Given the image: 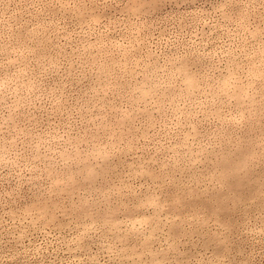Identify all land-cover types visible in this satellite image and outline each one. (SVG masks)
<instances>
[{
    "label": "rangeland",
    "instance_id": "obj_1",
    "mask_svg": "<svg viewBox=\"0 0 264 264\" xmlns=\"http://www.w3.org/2000/svg\"><path fill=\"white\" fill-rule=\"evenodd\" d=\"M0 264H264V0H0Z\"/></svg>",
    "mask_w": 264,
    "mask_h": 264
}]
</instances>
